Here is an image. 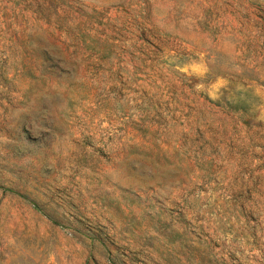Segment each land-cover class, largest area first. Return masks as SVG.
Listing matches in <instances>:
<instances>
[{"label": "rangeland", "instance_id": "374dc122", "mask_svg": "<svg viewBox=\"0 0 264 264\" xmlns=\"http://www.w3.org/2000/svg\"><path fill=\"white\" fill-rule=\"evenodd\" d=\"M0 264H264V0H0Z\"/></svg>", "mask_w": 264, "mask_h": 264}]
</instances>
